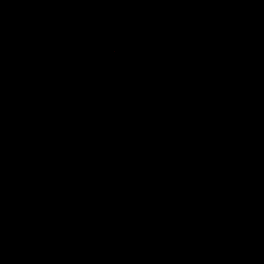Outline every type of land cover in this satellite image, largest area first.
<instances>
[{
  "label": "water",
  "instance_id": "obj_1",
  "mask_svg": "<svg viewBox=\"0 0 264 264\" xmlns=\"http://www.w3.org/2000/svg\"><path fill=\"white\" fill-rule=\"evenodd\" d=\"M0 264H264V0H0Z\"/></svg>",
  "mask_w": 264,
  "mask_h": 264
}]
</instances>
